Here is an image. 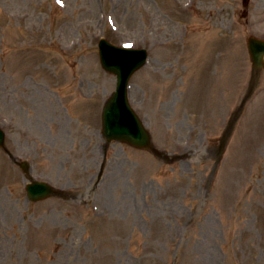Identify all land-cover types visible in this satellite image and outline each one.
I'll list each match as a JSON object with an SVG mask.
<instances>
[{
  "label": "rangeland",
  "instance_id": "rangeland-1",
  "mask_svg": "<svg viewBox=\"0 0 264 264\" xmlns=\"http://www.w3.org/2000/svg\"><path fill=\"white\" fill-rule=\"evenodd\" d=\"M0 0V127L31 176L64 192L30 203L0 150V264H264V69L247 38L264 0ZM148 50L130 105L160 160L107 144L116 77L98 44ZM210 75L223 78L202 103ZM195 80V92L189 82Z\"/></svg>",
  "mask_w": 264,
  "mask_h": 264
},
{
  "label": "water",
  "instance_id": "water-1",
  "mask_svg": "<svg viewBox=\"0 0 264 264\" xmlns=\"http://www.w3.org/2000/svg\"><path fill=\"white\" fill-rule=\"evenodd\" d=\"M251 58L254 68L261 70L264 67V42L253 41L249 43ZM99 56L102 66L108 72L117 76V90L107 102L103 113L104 136L110 141L125 142L135 148L145 149L160 156L152 145V138L143 126V123L132 110L127 99L128 84L133 73L145 64L147 54L141 50L118 48L107 40H101L99 44ZM250 89L241 107L236 113L233 123L237 120L246 102L252 96ZM231 132V130H230ZM229 132V134H230ZM226 136V138L229 136ZM0 148L15 161L5 146V134L0 130ZM19 166L28 173L29 166L22 162ZM28 198L37 202L50 196L58 195L56 191L46 183L34 181L27 185Z\"/></svg>",
  "mask_w": 264,
  "mask_h": 264
},
{
  "label": "bare ground",
  "instance_id": "bare-ground-1",
  "mask_svg": "<svg viewBox=\"0 0 264 264\" xmlns=\"http://www.w3.org/2000/svg\"><path fill=\"white\" fill-rule=\"evenodd\" d=\"M189 82V88L188 92L192 93L195 92L196 89L194 88L195 85V80L191 79ZM224 86V80L223 78H216L215 76L210 75V78L206 80L204 87L202 89V92L199 93V97H201V94H203L202 97V103H207V102H215L216 95L218 90L223 88Z\"/></svg>",
  "mask_w": 264,
  "mask_h": 264
}]
</instances>
